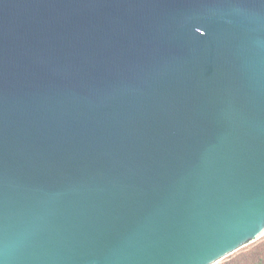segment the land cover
<instances>
[{
  "label": "water",
  "instance_id": "water-1",
  "mask_svg": "<svg viewBox=\"0 0 264 264\" xmlns=\"http://www.w3.org/2000/svg\"><path fill=\"white\" fill-rule=\"evenodd\" d=\"M263 237L264 0H0V264Z\"/></svg>",
  "mask_w": 264,
  "mask_h": 264
},
{
  "label": "trees",
  "instance_id": "trees-1",
  "mask_svg": "<svg viewBox=\"0 0 264 264\" xmlns=\"http://www.w3.org/2000/svg\"><path fill=\"white\" fill-rule=\"evenodd\" d=\"M263 248L264 238L261 239V241L257 243V246L252 249L254 251L251 252V256H243L242 258H240V260L234 262V264H264V261L261 260L262 258H264V250L260 251V249Z\"/></svg>",
  "mask_w": 264,
  "mask_h": 264
},
{
  "label": "rangeland",
  "instance_id": "rangeland-1",
  "mask_svg": "<svg viewBox=\"0 0 264 264\" xmlns=\"http://www.w3.org/2000/svg\"><path fill=\"white\" fill-rule=\"evenodd\" d=\"M259 241H261V240H259ZM258 242L244 247L240 251H238L235 254L231 255L230 257L224 259L223 261L218 262L217 264H234V262H236L237 260H240V258H242L243 256H248V257L251 256V252L254 251L252 249L257 246ZM263 250H264V248L260 249V251H263ZM261 260L264 261V258H262Z\"/></svg>",
  "mask_w": 264,
  "mask_h": 264
}]
</instances>
